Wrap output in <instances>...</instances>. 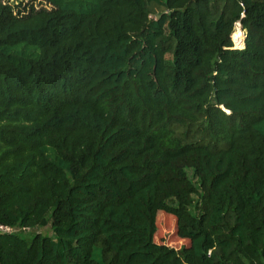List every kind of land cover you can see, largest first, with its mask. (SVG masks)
I'll use <instances>...</instances> for the list:
<instances>
[{
	"label": "trees",
	"instance_id": "trees-1",
	"mask_svg": "<svg viewBox=\"0 0 264 264\" xmlns=\"http://www.w3.org/2000/svg\"><path fill=\"white\" fill-rule=\"evenodd\" d=\"M34 1L0 0V225L57 239L0 264H264V0Z\"/></svg>",
	"mask_w": 264,
	"mask_h": 264
},
{
	"label": "rangeland",
	"instance_id": "rangeland-1",
	"mask_svg": "<svg viewBox=\"0 0 264 264\" xmlns=\"http://www.w3.org/2000/svg\"><path fill=\"white\" fill-rule=\"evenodd\" d=\"M15 1V0H10ZM37 7L41 6H48L51 7V5L46 4L42 0H35L33 2ZM153 10L155 13H158L162 10V7L159 6H153ZM242 30L238 25L235 27V31L233 33V39L236 41L235 47L242 48L244 46L243 39L245 32ZM242 41V43L240 42ZM51 216L49 215V222L46 225H39L34 227H28V228H16V227H9L6 225H0V231H15L22 235H24L26 238L30 239L36 234H42L44 236H49L53 239H57V235L54 232L51 221ZM154 240L157 243L166 244L170 247H174L176 249L181 248L182 246H188L189 240L180 238L177 233V221L176 218L168 215V214H161L158 218V225H157V231L155 233ZM99 250H97L96 257L99 259Z\"/></svg>",
	"mask_w": 264,
	"mask_h": 264
},
{
	"label": "built area",
	"instance_id": "built-area-1",
	"mask_svg": "<svg viewBox=\"0 0 264 264\" xmlns=\"http://www.w3.org/2000/svg\"><path fill=\"white\" fill-rule=\"evenodd\" d=\"M237 25L243 30V28H242V25H241V22L240 21H238V22H236L235 23V27H237ZM234 31H235V28H234ZM244 33V32H243ZM233 41H234V43L236 44V41L233 39ZM243 43H244V39H243Z\"/></svg>",
	"mask_w": 264,
	"mask_h": 264
},
{
	"label": "water",
	"instance_id": "water-1",
	"mask_svg": "<svg viewBox=\"0 0 264 264\" xmlns=\"http://www.w3.org/2000/svg\"><path fill=\"white\" fill-rule=\"evenodd\" d=\"M243 47H245V44H244V46Z\"/></svg>",
	"mask_w": 264,
	"mask_h": 264
}]
</instances>
